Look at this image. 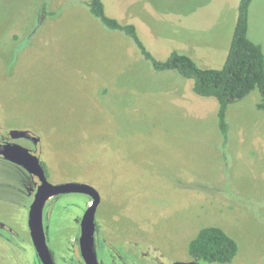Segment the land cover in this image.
I'll use <instances>...</instances> for the list:
<instances>
[{
    "label": "rangeland",
    "instance_id": "1",
    "mask_svg": "<svg viewBox=\"0 0 264 264\" xmlns=\"http://www.w3.org/2000/svg\"><path fill=\"white\" fill-rule=\"evenodd\" d=\"M90 1L0 0L2 135L34 133L51 184L92 186L101 199L100 235L114 245L147 242L164 261L185 260L200 231L217 227L237 242V264H264L259 91L230 114L234 166L227 167L218 101L196 95L193 81L175 71H155L131 37L92 15ZM103 3L108 17L136 27L156 60L178 52L221 69L240 0ZM249 24V38L264 50V0L252 2ZM35 184L24 168L0 159V221L22 238L0 244V264H41L28 237ZM88 197L66 194L45 207L48 245L60 263ZM100 249L112 259L109 248Z\"/></svg>",
    "mask_w": 264,
    "mask_h": 264
},
{
    "label": "trees",
    "instance_id": "2",
    "mask_svg": "<svg viewBox=\"0 0 264 264\" xmlns=\"http://www.w3.org/2000/svg\"><path fill=\"white\" fill-rule=\"evenodd\" d=\"M253 1L240 0L232 43L221 69L201 68L192 57L178 52H173L166 61H158L147 51L135 26L121 24L106 15L103 0H91L88 7L92 15L100 19L107 28L131 37L155 71H175L183 78L193 81L196 95L215 98L219 105V129L225 138L228 132L229 107L243 102L255 91H259L261 96L257 108L264 114V50L249 38L250 7ZM188 251L197 260L229 264L237 257L239 247L224 230L207 227L190 243Z\"/></svg>",
    "mask_w": 264,
    "mask_h": 264
},
{
    "label": "flooded vegetation",
    "instance_id": "3",
    "mask_svg": "<svg viewBox=\"0 0 264 264\" xmlns=\"http://www.w3.org/2000/svg\"><path fill=\"white\" fill-rule=\"evenodd\" d=\"M12 131L13 130H9V132H7V134L2 135V131L0 130V145L6 146V148L0 150V159H4L10 163L17 164L20 167L24 168L29 174H31V176H33L35 181H36V184L34 186V190L32 191V193L36 194L37 190L41 186L40 177H39V175L36 174L38 171L36 169L30 167L27 160L21 161V160L17 159L15 157L17 154H15V152H13L12 149H17L16 147H20V148L28 151L29 152L28 154H30L32 156H36L39 158V156L35 152V149L41 145L40 139L38 137H36L34 133L31 134V133H28L26 131H19V132L27 133L29 135L28 137L20 136V137L14 138L11 135ZM30 145H32V146H30ZM17 152L19 153V151H17ZM28 154H27V157H30ZM11 156H14V158L18 161L12 160ZM39 160H40V158H39ZM40 163H41L42 168L45 171L46 178L48 180V174L45 170V166L41 160H40ZM30 170H33L34 172L32 171L33 172L32 173ZM88 198H89V200L86 203L87 209L79 217V220H78V225H79V230L77 232L78 234H76L74 236L72 242H70L67 245V253H68L67 256H68V258L66 259L65 257H62L64 262L60 263L59 261H57L55 253L50 250L54 264H66L69 261L73 262L75 264H218V263H209L206 261L197 260L192 255H190V253H189V256L185 260L164 261L162 259V257L159 255L160 253L155 248H153L151 246V244H149L147 242L146 243L145 242L140 243V242H136V241H130V240L126 241L125 240V242H123V245H120V244H122V242L114 245V244L110 243V241H108L106 238H104L100 235L101 233L98 229L97 221H96L97 228H96L95 233H94V248H95L97 261H96V263H91L89 260L87 261L86 257H84L85 253H84V251L82 249V245H81V236H82V224H83L85 214L92 204V199L90 197H88ZM54 200H57V199H54ZM33 201H34V199H33ZM51 201H49V202H51ZM30 212H31V207H30ZM29 217H30V214H29ZM43 219H44L45 235H46V239H47V243H48L49 234H50V227H49V224H46V222L48 221L46 209L44 211V218ZM28 237H29V243L31 246L30 248H32L33 253L36 254V256L39 260V263L45 264L43 262V260L41 259L40 255L38 253V250L36 248V245H35V242L33 240L32 233H31V229H30V224L28 227ZM21 239L22 238L19 235L18 231H16L14 228H11L8 225H6L3 221H0V244L1 245H4V246L8 245L11 247L12 245H14L13 241H15V243H16V242H19ZM101 244H102V246H106L107 249L109 248L112 251V259L111 260L108 259L107 261H105L104 258L100 257V250H101L100 246H101ZM235 259L229 264H237L235 262Z\"/></svg>",
    "mask_w": 264,
    "mask_h": 264
},
{
    "label": "water",
    "instance_id": "4",
    "mask_svg": "<svg viewBox=\"0 0 264 264\" xmlns=\"http://www.w3.org/2000/svg\"><path fill=\"white\" fill-rule=\"evenodd\" d=\"M11 135L14 138L17 137H28L29 135L25 132L12 131ZM6 148V146L0 145V150ZM17 149H12L15 157L21 161L27 160L30 167L36 169V173L40 177L41 186L37 190L34 201L31 206V212L29 217V224L33 240L35 242L38 253L45 264H54L52 259V254L50 252L44 228V209L48 202L54 198H58L66 194H83L87 195L92 199V204L85 214L83 224H82V236L81 245L85 253L86 260L91 263H96L97 257L94 248V233L97 228L96 226V213L100 205V195L99 193L89 184H62L54 185L51 184L47 178L44 169L41 166L40 160L36 156L28 154L29 152L20 147ZM19 151V153L17 152ZM17 152V153H16ZM27 154L30 157H27ZM12 160L18 161L11 156ZM30 169V168H29ZM31 172L33 170H30ZM34 172V171H33ZM32 172V173H33Z\"/></svg>",
    "mask_w": 264,
    "mask_h": 264
},
{
    "label": "crops",
    "instance_id": "5",
    "mask_svg": "<svg viewBox=\"0 0 264 264\" xmlns=\"http://www.w3.org/2000/svg\"><path fill=\"white\" fill-rule=\"evenodd\" d=\"M236 105V104H235ZM233 107L231 108V106L229 107V110H228V113H227V123H228V132H227V136H226V138H225V140H223L222 141V143H223V145H224V147H225V151H227V153L224 155V154H221V158H224V159H222V161L224 162H226V165H227V167L228 166H234V161L233 160H230V157H231V155H230V153H229V147L227 146V143L229 144V137H230V127H229V123H230V114L233 112V108H234V105H232ZM231 108V109H230ZM234 113V112H233ZM259 115V114H258ZM228 117H229V120H228ZM262 118L264 119V114L262 113ZM255 125H256V122H255ZM225 162H224V165H225ZM227 173L229 172V171H226ZM228 175L230 176V173H228ZM228 184H229V187H230V182H229V179H228ZM226 190H228V188L226 189ZM226 194L227 195H230V197H228V198H234V199H237V198H239V197H237L235 194H232V193H230L229 191H226ZM227 199V198H226Z\"/></svg>",
    "mask_w": 264,
    "mask_h": 264
}]
</instances>
